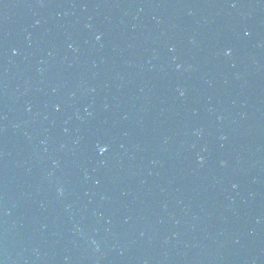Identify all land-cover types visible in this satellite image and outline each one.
Instances as JSON below:
<instances>
[{
    "label": "water",
    "instance_id": "water-1",
    "mask_svg": "<svg viewBox=\"0 0 264 264\" xmlns=\"http://www.w3.org/2000/svg\"><path fill=\"white\" fill-rule=\"evenodd\" d=\"M0 264H264V0H0Z\"/></svg>",
    "mask_w": 264,
    "mask_h": 264
},
{
    "label": "clouds",
    "instance_id": "clouds-1",
    "mask_svg": "<svg viewBox=\"0 0 264 264\" xmlns=\"http://www.w3.org/2000/svg\"><path fill=\"white\" fill-rule=\"evenodd\" d=\"M100 151H101V153H103V152L107 151V149L106 148H101Z\"/></svg>",
    "mask_w": 264,
    "mask_h": 264
}]
</instances>
